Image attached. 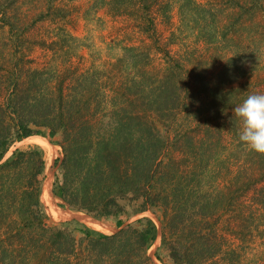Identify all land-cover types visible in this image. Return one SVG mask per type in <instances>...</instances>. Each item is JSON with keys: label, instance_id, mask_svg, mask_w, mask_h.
I'll use <instances>...</instances> for the list:
<instances>
[{"label": "trees", "instance_id": "1", "mask_svg": "<svg viewBox=\"0 0 264 264\" xmlns=\"http://www.w3.org/2000/svg\"><path fill=\"white\" fill-rule=\"evenodd\" d=\"M179 1L177 29L175 0H113L125 45L97 63L78 0L27 22L0 0V264H156L159 234L162 264H264V154L233 113L264 93V0ZM36 137L60 148L54 195L118 232L49 221L44 150L12 152Z\"/></svg>", "mask_w": 264, "mask_h": 264}, {"label": "rangeland", "instance_id": "2", "mask_svg": "<svg viewBox=\"0 0 264 264\" xmlns=\"http://www.w3.org/2000/svg\"><path fill=\"white\" fill-rule=\"evenodd\" d=\"M4 1L7 2L8 4L13 3V0H4ZM112 1L113 0H78V3H77L78 12L75 16V20L73 21L75 22V24L73 28L71 29L74 35L77 38H79L84 44L80 52L84 53L93 62L103 63L106 60L117 58L118 56L122 54V47L125 45V42H122L124 37L120 36L122 34L123 24L120 21H116V19L111 17L109 13L110 7L112 6ZM175 1H176V4L174 5V8H173L174 25H176L177 29H180L181 24H182L181 23L182 17L179 12L180 1L179 0H175ZM17 5L21 8L24 19L27 22L33 19L34 17H36L42 10H44L46 6V0H18L16 6ZM181 29L184 30L186 29V27H183ZM187 30L188 32L184 34V37L186 36V40L184 41V43L185 42L190 43L189 41L193 42L195 40L193 38L195 36V31H190L189 28H187ZM260 45H261V51L264 54V35H263V38L261 39ZM252 65L253 64H251V66ZM260 66L264 68V55H263ZM37 138L38 139L41 138L40 140H43L49 143L50 146L52 147V151H50V148H47L43 145H40L38 142L32 139H29L21 143H17L15 147H13L12 152L16 149L27 148L30 146H39V147L41 146L40 148L44 150L45 155H46V160L48 163H47V180L44 184L45 187L43 188V195H44L43 203H44V209L48 216L49 221L51 223H55V222L64 223V222L76 221L80 223L82 226L87 227L88 229L91 230L92 228H90L89 226H87L86 224L78 220L72 219L69 221H59L50 212L51 207L49 208L48 201L46 198V193H45L46 183H48V181H51L52 192H53V181H54V173H55L54 163H55V159L60 156V148L52 144L49 140L45 138L36 137V139ZM44 197H45L46 202L44 201ZM54 197H55L54 203L59 209L65 210V211L66 210L74 211L70 209V207L67 204H65L62 200L57 198L55 195ZM75 212H78V211H75ZM80 213H83V212H80ZM139 218L140 216L133 218L124 227H126L129 223L135 222ZM152 219L157 224V226L161 229L159 218L156 216H152ZM102 223L109 228V233L107 235L114 234L119 231L117 230V228H115L114 223H111V224H108L105 222H102ZM94 232H98V231L94 230ZM98 233H101V232H98ZM102 234H105V233H102ZM149 255L151 258H153L156 264H162V262L157 259L156 255H160L164 259L167 258L166 252L162 250L161 248V234L158 235L157 240L152 244L149 250Z\"/></svg>", "mask_w": 264, "mask_h": 264}, {"label": "clouds", "instance_id": "3", "mask_svg": "<svg viewBox=\"0 0 264 264\" xmlns=\"http://www.w3.org/2000/svg\"><path fill=\"white\" fill-rule=\"evenodd\" d=\"M240 123L238 141L250 150L264 154V93H253L233 109Z\"/></svg>", "mask_w": 264, "mask_h": 264}, {"label": "bare ground", "instance_id": "4", "mask_svg": "<svg viewBox=\"0 0 264 264\" xmlns=\"http://www.w3.org/2000/svg\"><path fill=\"white\" fill-rule=\"evenodd\" d=\"M40 139L32 138V140L38 142L40 145H43V146H45L47 148H50V151H52V147L50 146V144L45 142V141H43V140H40ZM51 158H53V157H51ZM45 193H46V198H47V201H48L49 208L51 207L50 208V212L52 213V215L57 220H59V221H69V220L74 219V220H78V221L86 224L87 226H89L90 228H92L95 231H98V232H101V233H105V234L109 233V228L107 226H105L102 222H100V221H98V220H96V219H94V218H92V217H90V216H88V215H86L84 213L70 211V210L69 211H67V210L65 211V210L59 209L54 203V198L55 197H54V194L52 192V183H51V181H48V183H46V192Z\"/></svg>", "mask_w": 264, "mask_h": 264}, {"label": "water", "instance_id": "5", "mask_svg": "<svg viewBox=\"0 0 264 264\" xmlns=\"http://www.w3.org/2000/svg\"><path fill=\"white\" fill-rule=\"evenodd\" d=\"M129 224H131V223H129ZM124 228V227H123Z\"/></svg>", "mask_w": 264, "mask_h": 264}]
</instances>
